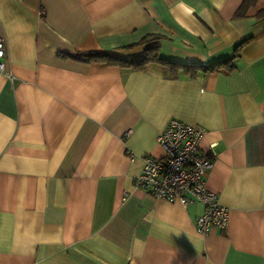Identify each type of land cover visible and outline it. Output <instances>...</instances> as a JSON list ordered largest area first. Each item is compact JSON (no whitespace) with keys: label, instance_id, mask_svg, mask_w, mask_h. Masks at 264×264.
<instances>
[{"label":"crops","instance_id":"crops-1","mask_svg":"<svg viewBox=\"0 0 264 264\" xmlns=\"http://www.w3.org/2000/svg\"><path fill=\"white\" fill-rule=\"evenodd\" d=\"M242 1L0 0V264H264V0L237 18ZM147 35L163 59L233 68L59 55L139 58ZM170 118L203 129L223 229L197 232L202 204L134 184Z\"/></svg>","mask_w":264,"mask_h":264},{"label":"built area","instance_id":"built-area-1","mask_svg":"<svg viewBox=\"0 0 264 264\" xmlns=\"http://www.w3.org/2000/svg\"><path fill=\"white\" fill-rule=\"evenodd\" d=\"M5 38L0 36V73L5 71ZM203 129L170 118L157 137L161 156H142V168L135 177L136 187L154 198L167 201L199 202L203 211L196 216L197 232L207 234L213 227L225 228L227 208L218 203L216 194L206 189L204 177L213 165V159L199 145Z\"/></svg>","mask_w":264,"mask_h":264},{"label":"trees","instance_id":"trees-1","mask_svg":"<svg viewBox=\"0 0 264 264\" xmlns=\"http://www.w3.org/2000/svg\"><path fill=\"white\" fill-rule=\"evenodd\" d=\"M255 3V0H243L238 9L235 12V17L245 16L247 8ZM256 17L259 20H264V9H260L256 13ZM159 39L158 35H147L141 38L135 45H143V55L139 58H122L102 50H90L86 52H75L74 54H67L59 52V55L62 57H69L79 61L91 62L99 61L105 62L110 65L120 66L122 68H128L131 70L140 71L145 68L148 63H157L169 70L172 75H176L179 71L182 73L189 74L190 76H195L198 71L202 72H214L218 70H231L232 67V58H226L212 62L210 64H185L168 59H163L158 54V46L156 44H149L153 41ZM131 45L129 46L132 47ZM240 44L237 46L236 49Z\"/></svg>","mask_w":264,"mask_h":264}]
</instances>
